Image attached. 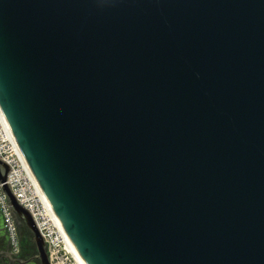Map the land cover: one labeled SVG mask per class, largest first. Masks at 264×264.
Returning <instances> with one entry per match:
<instances>
[{"label":"water","instance_id":"water-1","mask_svg":"<svg viewBox=\"0 0 264 264\" xmlns=\"http://www.w3.org/2000/svg\"><path fill=\"white\" fill-rule=\"evenodd\" d=\"M0 110L83 264H264V0H0Z\"/></svg>","mask_w":264,"mask_h":264},{"label":"built area","instance_id":"built-area-1","mask_svg":"<svg viewBox=\"0 0 264 264\" xmlns=\"http://www.w3.org/2000/svg\"><path fill=\"white\" fill-rule=\"evenodd\" d=\"M0 159L12 169L8 184L18 201L28 209L45 238L51 264H81L57 217L31 173L0 110ZM0 184V216L11 243L13 256L20 257L19 227Z\"/></svg>","mask_w":264,"mask_h":264},{"label":"rangeland","instance_id":"rangeland-1","mask_svg":"<svg viewBox=\"0 0 264 264\" xmlns=\"http://www.w3.org/2000/svg\"><path fill=\"white\" fill-rule=\"evenodd\" d=\"M19 236L22 242L23 253L20 256L19 260L23 262L29 261L31 258H34L37 255L36 245L33 241V236L31 232L24 226H19ZM3 249L0 245V264H19L18 262H14L8 259L4 253ZM28 264H40L39 261H34Z\"/></svg>","mask_w":264,"mask_h":264},{"label":"flooded vegetation","instance_id":"flooded-vegetation-1","mask_svg":"<svg viewBox=\"0 0 264 264\" xmlns=\"http://www.w3.org/2000/svg\"><path fill=\"white\" fill-rule=\"evenodd\" d=\"M0 245H1L2 249H3L4 255L8 259H10V260L15 262V260L20 258V257L13 256V254L11 252V243H10L9 237H8L4 227H3L1 216H0ZM22 253H23V250H22L20 256H22Z\"/></svg>","mask_w":264,"mask_h":264},{"label":"bare ground","instance_id":"bare-ground-1","mask_svg":"<svg viewBox=\"0 0 264 264\" xmlns=\"http://www.w3.org/2000/svg\"><path fill=\"white\" fill-rule=\"evenodd\" d=\"M75 251V250H74ZM77 254V253H76ZM79 257V256H78ZM79 260H80V262L79 263H81V264H83V262L81 261V259L79 258Z\"/></svg>","mask_w":264,"mask_h":264},{"label":"trees","instance_id":"trees-1","mask_svg":"<svg viewBox=\"0 0 264 264\" xmlns=\"http://www.w3.org/2000/svg\"><path fill=\"white\" fill-rule=\"evenodd\" d=\"M21 248H22V250H23V247H22V242H21Z\"/></svg>","mask_w":264,"mask_h":264}]
</instances>
